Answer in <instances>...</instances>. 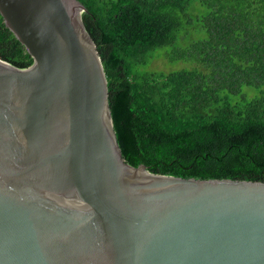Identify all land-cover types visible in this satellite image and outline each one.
<instances>
[{
  "label": "water",
  "instance_id": "water-1",
  "mask_svg": "<svg viewBox=\"0 0 264 264\" xmlns=\"http://www.w3.org/2000/svg\"><path fill=\"white\" fill-rule=\"evenodd\" d=\"M80 0H0V264H264V182L126 162Z\"/></svg>",
  "mask_w": 264,
  "mask_h": 264
},
{
  "label": "trees",
  "instance_id": "trees-1",
  "mask_svg": "<svg viewBox=\"0 0 264 264\" xmlns=\"http://www.w3.org/2000/svg\"><path fill=\"white\" fill-rule=\"evenodd\" d=\"M80 1L94 13L90 34L126 162L186 179L264 182V0ZM160 57L188 67L148 68ZM0 59L33 63L1 15Z\"/></svg>",
  "mask_w": 264,
  "mask_h": 264
},
{
  "label": "rangeland",
  "instance_id": "rangeland-1",
  "mask_svg": "<svg viewBox=\"0 0 264 264\" xmlns=\"http://www.w3.org/2000/svg\"><path fill=\"white\" fill-rule=\"evenodd\" d=\"M192 10L195 11V12L198 11V13H205L207 11L206 8L199 7L198 3L193 4ZM158 51L162 52L161 49H159ZM150 65L148 66V68L151 67V68H153L155 70H162V71H166V72L172 71V70L181 69L183 67H188L187 66L188 64L184 63L183 61H180V60H178V61H168V60H166L163 57L155 59L153 61V63L150 64ZM244 91L248 92V93L254 92V94H252V96H250V97H254L256 95V91L251 89V88L245 87Z\"/></svg>",
  "mask_w": 264,
  "mask_h": 264
}]
</instances>
